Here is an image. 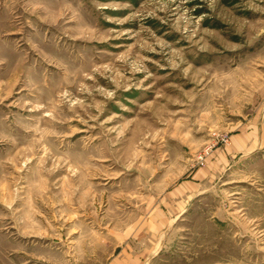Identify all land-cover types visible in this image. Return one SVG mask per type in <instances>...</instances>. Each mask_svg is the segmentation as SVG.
Masks as SVG:
<instances>
[{"label": "rangeland", "instance_id": "374dc122", "mask_svg": "<svg viewBox=\"0 0 264 264\" xmlns=\"http://www.w3.org/2000/svg\"><path fill=\"white\" fill-rule=\"evenodd\" d=\"M264 264V0H0V264Z\"/></svg>", "mask_w": 264, "mask_h": 264}, {"label": "crops", "instance_id": "0c3cea01", "mask_svg": "<svg viewBox=\"0 0 264 264\" xmlns=\"http://www.w3.org/2000/svg\"><path fill=\"white\" fill-rule=\"evenodd\" d=\"M122 261H123L122 258H120V259L117 258V259L114 261V263H112V264H122Z\"/></svg>", "mask_w": 264, "mask_h": 264}]
</instances>
